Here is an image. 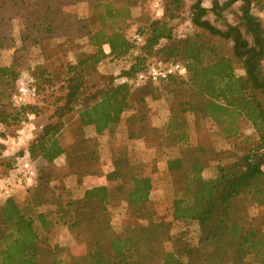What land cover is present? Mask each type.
Listing matches in <instances>:
<instances>
[{
	"label": "trees",
	"instance_id": "trees-1",
	"mask_svg": "<svg viewBox=\"0 0 264 264\" xmlns=\"http://www.w3.org/2000/svg\"><path fill=\"white\" fill-rule=\"evenodd\" d=\"M145 1L0 0V59L5 50L14 51L10 65L0 64V107L27 58L38 53L43 59L31 74L37 97L41 78L37 71L51 72L63 49L74 52L77 58L75 64H67V93L64 104L54 113L58 121L43 127L42 135L28 149L38 158L36 164L41 163L42 186L27 188L28 199L8 198L0 203V264H264V212L249 214V205L264 206V29L251 14L252 6L264 5V0H210V9L204 6L206 0H191V22L202 33L185 39L175 37L167 22L178 16L184 0H169L167 20H153L146 33L137 32L145 39L139 46L124 30L135 17L134 8ZM83 2L90 6L88 17L75 10ZM238 2L243 3L240 23L232 25L224 13ZM210 13L224 28L207 18ZM211 38L230 42L234 59L210 45ZM105 45L110 47L109 54ZM108 58L125 63L130 59V69L117 85L85 98L86 79ZM172 61L184 64L188 73L162 84L174 83L176 92L187 88L184 92L193 100L172 111L163 134L153 125L148 105L155 84L135 87L131 82L148 63ZM235 62L244 75L236 73ZM3 107L0 127L34 114L32 104L12 112ZM74 113L80 120L81 134L65 146L60 137L64 119ZM187 114L193 118L195 144ZM240 119L252 126L251 135H243ZM87 127H94L98 138L109 140H114V133L121 128L129 141L152 138L160 151L157 161L164 152L167 156L161 164L157 162L163 165L158 168L156 161L116 157L105 147L113 166L106 175L107 184L88 189L64 205L57 202L61 205L57 214L65 218L74 242L85 249L83 254L74 255L41 235L40 230L49 231L54 223L37 209L46 203L47 193L52 197L58 194L55 187L65 178L75 177L80 189L86 177L104 175L102 150L86 137ZM211 128L228 144L217 149L209 135ZM58 160L64 161L61 168L56 166ZM9 164L10 176L17 182ZM159 169L175 190L172 221L159 217L153 201V193L160 187L156 178ZM207 169L215 170L213 178H204ZM122 205L129 218L144 224L123 225L117 230L113 217ZM88 211L90 215L83 217ZM176 223L195 225L202 248L185 243L183 231H174Z\"/></svg>",
	"mask_w": 264,
	"mask_h": 264
},
{
	"label": "rangeland",
	"instance_id": "rangeland-1",
	"mask_svg": "<svg viewBox=\"0 0 264 264\" xmlns=\"http://www.w3.org/2000/svg\"><path fill=\"white\" fill-rule=\"evenodd\" d=\"M156 1H160L163 7V14L161 15H158L157 10L154 8V3ZM167 1L169 0H146L140 6L134 8L135 17H133L132 21L125 28L124 34L127 37H130V35L134 32L146 33L151 21L165 19L164 16L167 11ZM219 1L221 3H224L228 0ZM192 4L193 2L191 0H184L182 7L176 12L178 16L173 20L165 19L167 20L168 24L172 26L173 34L177 38L185 39L187 37L198 36L202 33V31L196 28L191 22ZM242 5V2H238L231 9L227 10L224 13V17L226 18L228 23L232 25H237L240 23V7ZM204 6L210 9L212 7V2L210 0H206L204 2ZM80 13H82V10H80ZM251 14L258 19L262 28L264 29V5L252 6ZM207 18L214 25L220 28H224L222 22H215V16L212 13H210ZM248 39L251 40V37H248ZM165 42L166 41H163L162 44H164ZM208 42L210 45L225 53L228 57L234 59L233 47L230 42H226L218 38H211ZM85 49L79 50L80 52H84ZM13 52V50H5L2 54V58L0 59V64L10 65L12 62ZM76 62L77 58L74 52L68 51V49L61 50L59 56L55 58L52 68L50 67L51 72L45 74L41 70L37 71V74L41 78L39 81V95L37 99L33 103H31L34 107V114L22 117V121L16 124L11 123V125L9 126L0 127V184H3L7 179L11 178L12 183L14 182L15 185V192L11 196L6 197L0 195V203L4 202L8 198H15L19 201H22L25 198L28 199L30 195L28 194L27 188H33L32 190H35L36 188L42 186L40 182L41 180L39 172V170H41V163L37 161L38 165L36 164L35 161L38 160V158L35 156L33 157L28 152V149L30 144L38 140V138L42 135L43 127L49 124L56 123L58 121L54 116V113L57 108L64 104V96L67 93L66 85L64 84V82H66V78L68 77L67 64H75ZM42 63L43 59L38 53L30 58H27V60H25V65L21 70L19 78L31 76L33 68L41 66ZM131 63L132 60L130 59L126 63L105 60L98 66L96 72L86 79L82 91L83 96L87 98L89 96H93L100 90L108 89L110 86H112V84L117 85L118 82H120L118 81V79L123 76L125 70L127 71L130 69ZM235 65L237 68L236 73L238 75H244L245 72L241 69L239 63L235 62ZM54 75L58 76L57 80L52 81V79H49ZM154 88L155 93L153 98L149 97L148 99L152 123L159 129L161 133L166 134L168 130V123L171 120L172 111L178 109L180 104H182L183 102H189L193 99L190 95H186V93L184 92L187 88H185L181 92H176L175 90H178V87L174 85V83L154 85ZM2 89L3 88L0 87V90ZM15 91L16 83L15 85L11 86L10 90L2 98V106H4L3 108H6L7 112H12V110H14L15 108L18 109V107L14 105V102L12 100V96ZM186 118H188L190 121L189 129L191 141L193 142L192 144H195L196 133L193 127V118L190 116V114H187ZM239 123L243 131V135L249 136L252 134V126L248 122H246V120L240 119ZM64 124V131L62 132V135L60 137L62 144L68 146L74 143L77 137H79L81 134L80 120L76 113H74L64 119ZM114 134V140H109L105 137L93 138L95 134L91 129L88 133V138L91 140V142L93 144H97L96 146L102 150L100 151V154L102 162H104L105 165V170H107L109 165V161L107 160L108 158L106 157L107 150H105V147L114 152L116 154V157L127 155L137 161H156V163L158 162L161 164L167 156V153L164 152L161 156H159L160 160L157 161V157L160 151L157 150V148L159 147L152 138L138 142L129 141L122 128L116 131ZM209 135L211 136L210 138L217 149H220V146L222 145L224 146L228 144L223 140L218 130L211 128ZM243 142L244 141H242L241 143L239 151H241L244 146ZM229 146L230 145H228V147ZM21 152L25 153L20 156ZM26 155H29L30 160H32L37 167V175L33 180L32 185H28L24 181L23 183H20V181L18 180V178L20 177V162H22ZM9 163H11L12 170H15L17 182H15V180L10 176ZM158 163V168H162L163 165H160ZM63 164V160H58L56 162V166L60 168L63 166ZM158 171L159 172L156 178H159L158 185L160 187L153 193V201L155 203L157 212L159 213V217L164 218L167 221H172V217L170 215V207L172 196L175 190L172 183L170 184V179L163 172V169H159ZM203 176L206 179H211L215 176V170L207 169L204 172ZM91 180L92 181H90L87 186L92 187L100 184L99 181H95L96 179ZM60 187L62 189H60ZM84 189H77L75 179L67 177L63 182H60L54 190V193L62 195L58 196V194H55L54 197H52L50 195V192L47 193L46 203H44L43 206L37 209L38 212H46L48 214L49 220L54 223L53 228L46 232L40 230V228L38 227L41 235L46 236L50 244H52L53 246L59 245L64 250L74 255L83 254L85 249L84 247L78 246L74 242L72 236L68 231V224L65 223V218H62L59 214H57V212L59 210V206L66 204L67 202L72 200L71 198H79L82 195ZM68 193H70V196L68 195ZM57 197H59L60 199L57 200ZM57 202H61V205H59V203ZM249 206L250 216H256L259 214V212H264V206L258 208L253 204ZM88 215H90L89 211L85 212L82 216L85 217ZM71 221L69 219L68 222ZM113 224L114 227L119 230L123 225L140 226L143 225L144 222L129 218L126 214V206L122 205L115 211ZM177 229H181L183 231V241L185 243L189 242L193 247L202 248V245L198 242V230L195 225L186 226L184 224L182 225L180 223H176V229H174V231ZM206 249L211 250L210 248Z\"/></svg>",
	"mask_w": 264,
	"mask_h": 264
},
{
	"label": "built area",
	"instance_id": "built-area-1",
	"mask_svg": "<svg viewBox=\"0 0 264 264\" xmlns=\"http://www.w3.org/2000/svg\"><path fill=\"white\" fill-rule=\"evenodd\" d=\"M154 8L158 15L163 14V7L160 1L154 3ZM130 40L135 44L142 46L145 44V39L142 35L134 32L130 35ZM187 67L180 62H159L148 63L147 68L139 72L134 80L131 82L135 87L142 86L148 82L155 85H160L171 77H185L187 75ZM34 79L31 76L21 77L16 83V91L12 96V100L16 107H24L30 105L37 99V88L34 84ZM20 183L26 182L32 185L33 180L37 175V167L35 163L30 160L29 155L20 162ZM15 192L14 182L11 178L7 179L3 184H0V195L9 197Z\"/></svg>",
	"mask_w": 264,
	"mask_h": 264
},
{
	"label": "crops",
	"instance_id": "crops-1",
	"mask_svg": "<svg viewBox=\"0 0 264 264\" xmlns=\"http://www.w3.org/2000/svg\"><path fill=\"white\" fill-rule=\"evenodd\" d=\"M75 10L78 11V13H79V15H80L81 17H88V15H89V13H90V6H89V3H87V2L79 3V4L75 7ZM80 10H82V13H80ZM127 38H128V37H127ZM104 51H105L106 54H109V53H110V47H109L108 45H105V46H104ZM107 60H109V58H108ZM90 129L94 131L95 136H93V138H95V137L97 138L98 136H97V134H96V132H95V128H94V127H87V128L85 129V131H86V137H89V136H88V133H89ZM93 138H91V139H93ZM8 143H9V142H8ZM112 170H113L112 163H109L107 170H104V175H103V176H99V177H98V176H88V177H86V178L84 179V181H83V185L80 187V189H84V186H85V189L83 190L82 195H83L84 192H85L86 190H88V189H91V188H93V187H98V186H102V185L107 184L106 175H107L109 172H111ZM70 178H74V179H75V183H76V180H77V179H76L75 177H70ZM91 179H96L95 181H99L100 184H97V185L92 186V187L87 186V185L90 183V181H92ZM82 195H81V196H82Z\"/></svg>",
	"mask_w": 264,
	"mask_h": 264
}]
</instances>
